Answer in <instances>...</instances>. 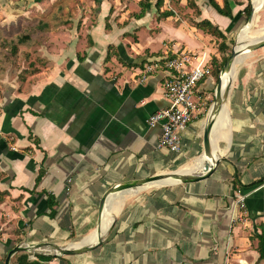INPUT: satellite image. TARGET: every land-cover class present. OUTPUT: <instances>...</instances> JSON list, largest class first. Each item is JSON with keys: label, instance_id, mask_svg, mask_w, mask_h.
<instances>
[{"label": "crops", "instance_id": "0c3cea01", "mask_svg": "<svg viewBox=\"0 0 264 264\" xmlns=\"http://www.w3.org/2000/svg\"><path fill=\"white\" fill-rule=\"evenodd\" d=\"M139 1L92 0L99 19L86 28L87 48L71 45L63 49L65 58L52 56L45 80L29 84L28 91L1 80L0 264L18 244L82 243L110 214L100 244L89 252H16L9 264H264V47L237 56L221 103L225 114L210 135V174L196 182L173 179L123 192L107 204L117 195L109 193L116 186L158 175L201 174L176 171L204 156L202 136L215 102V80L198 82L197 110L181 133V150L171 152L157 147L160 128L147 124L168 104L167 73H150L143 82L141 73L180 50L218 55L216 40L196 23L208 21L227 39L240 24L246 0H227L232 20L207 0H192L195 13L187 0H165L160 13L172 12L165 18L152 1L136 17ZM216 2L223 6V0ZM120 7V24L108 27V13ZM127 8H136L134 17L127 16ZM254 21L255 16L251 26Z\"/></svg>", "mask_w": 264, "mask_h": 264}, {"label": "rangeland", "instance_id": "374dc122", "mask_svg": "<svg viewBox=\"0 0 264 264\" xmlns=\"http://www.w3.org/2000/svg\"><path fill=\"white\" fill-rule=\"evenodd\" d=\"M91 1L0 0V101L4 98L1 93L3 89L1 80H6V85L10 81L15 82L19 86V90L25 88L28 91L29 84L35 83L36 80H45L51 70L52 56L65 58L63 49L65 50L71 45L76 48L82 44L86 48L90 45L86 28H91L99 19L96 18L99 15V7L97 4L90 5ZM252 2L255 7H253ZM248 3L252 7V15L255 16V21L249 29V36L254 37V32L264 27V0H246L242 8ZM191 7L190 9L195 13L197 10ZM122 9L123 7L118 10L111 8L105 20L108 27L111 24H120L123 18L121 13H124ZM127 9L130 10L127 16L129 18L134 17L135 13L132 9L136 8ZM177 10L179 9L177 8ZM177 13L181 15L180 11ZM247 19L243 15L240 24L230 36L228 35L227 42L225 40L227 43H225L227 46L225 52L221 53L218 50L222 41L214 36L213 38L216 40L214 48L217 49L218 55L215 56L216 53L211 52L207 53L205 50L198 52H205L206 58L210 59V72L204 78L212 77L215 80V85L222 69L220 63L224 57L230 56L236 45L238 33L248 25ZM241 41L242 38L238 40V44ZM12 48H15V53H13ZM184 52L188 51L184 50ZM163 60L160 59V61ZM61 62L62 60L57 63ZM194 171L196 170L190 168L188 173Z\"/></svg>", "mask_w": 264, "mask_h": 264}, {"label": "built area", "instance_id": "2783aa9c", "mask_svg": "<svg viewBox=\"0 0 264 264\" xmlns=\"http://www.w3.org/2000/svg\"><path fill=\"white\" fill-rule=\"evenodd\" d=\"M210 64L205 52L190 53L180 50L173 57H166L163 61H154L145 66L141 73V82L150 73H167L164 88L168 104L147 119L150 127L160 128L157 143L159 149L165 148L171 152L181 150V133L192 120L200 99L196 92L197 84L209 74ZM240 200L242 198L238 197L239 202Z\"/></svg>", "mask_w": 264, "mask_h": 264}, {"label": "water", "instance_id": "95a60500", "mask_svg": "<svg viewBox=\"0 0 264 264\" xmlns=\"http://www.w3.org/2000/svg\"><path fill=\"white\" fill-rule=\"evenodd\" d=\"M252 14L249 16L247 24H249L251 26V17ZM247 25V26H249ZM237 42V40H236ZM235 42V43H236ZM264 47V41H259L256 42L252 45H250L246 51L251 52L254 50H257L259 48ZM242 53H244L243 51H237L235 48L232 49V52L230 54V56H228L225 60V63L222 66L221 72H225L226 70H229L231 68V64L233 62V60L235 59V57H237L238 55H241ZM228 90V86L224 87V90H222L221 88V81H220V76L218 77V82L216 84V88H215V92H214V99L215 102L212 105L210 112H209V116L207 118L204 130H203V136H202V143H203V155L207 158H209V162H207L204 165V172L201 173L200 175H185V176H179L177 174H167V175H158V176H153V177H149L143 180H138L135 182H130V183H126L120 186H116L114 187L109 193H114V192H118V193H123V191L125 190H133V191H137L139 189H141L142 187L149 185L151 183L157 182L159 180L162 179H176L182 183H191V182H196L199 180H202L204 178H206L211 170H212V164H211V146H210V135L212 133V130L214 129L215 126V117L217 116V110L221 107V103L223 102L226 92ZM216 165V160L213 161V165ZM108 193V194H109ZM108 194L103 197V199L100 201V207H99V212L101 215V210L103 209L102 207L104 206V202L106 201V198L108 196ZM97 242H95L94 245L88 246V247H58L52 244H39L36 246H27L25 244H20L18 246H15L13 249H11L4 261V264H9L10 261V257L16 253V252H30L34 255H44V254H49L51 256H65V255H74V254H79V253H85V252H89L91 251L93 248L97 247L101 240H102V235L100 233V228L98 227L97 229ZM104 235V234H103ZM41 249H48L47 251L43 252L40 251Z\"/></svg>", "mask_w": 264, "mask_h": 264}, {"label": "bare ground", "instance_id": "6f19581e", "mask_svg": "<svg viewBox=\"0 0 264 264\" xmlns=\"http://www.w3.org/2000/svg\"><path fill=\"white\" fill-rule=\"evenodd\" d=\"M253 19V15L251 17V20L252 21ZM249 25V24H248ZM255 36L254 37H250L249 36V30H241L238 35H237V42H236V45H235V49L237 51H240V52H244L242 53L241 55H238V57H241L243 54H245L246 52V49L251 45V44H254L256 42H254L255 40H257L258 38L261 39V38H264V30L262 31H256L254 32ZM242 38V41L241 43H239L238 45V40ZM264 41L261 40V42ZM236 64H237V57H235V59L233 60L232 64H231V68L229 70H226L225 72H222L220 74V81H221V88L222 90H224V87L227 86V85H230V81L231 79H233V75H234V72H235V67H236ZM223 111H224V107H220L218 110H217V116L215 117V126L216 124H218V120H220L222 118V115L223 114ZM221 125V124H220ZM219 125V126H220ZM216 130V129H215ZM215 134V133H214ZM215 137V136H214ZM216 142V141H215ZM209 158L205 157V156H202L200 158H197L194 163L189 166V167H185L183 169H180L178 170V173L179 174H199V173H203L204 172V165L209 162ZM192 168V169H195L196 171L194 172H191V173H188V170ZM177 172V171H176ZM175 172V173H176ZM171 182H176V180H171V179H165V180H160V181H157V182H154V183H151L149 185H146L148 187H154V186H160V185H163V184H166V183H171ZM124 193L126 194H130V193H133V190H125L123 191ZM120 195V193L117 192V195H112V197H109V199L107 200V204L110 206L114 201L115 199ZM114 196H115V199H114ZM117 196V197H116ZM116 203H117V200H116ZM120 203V202H119ZM111 215L110 214L108 216V218L104 221V224L100 227V233L101 235L104 234L110 223H111ZM97 230L93 233L90 234V236H88V238L86 240H84L82 243H76V244H70L71 247H80V246H83L84 244H92L93 242H97ZM84 243V244H83ZM93 243V244H94ZM68 244V243H67ZM80 244V245H79ZM92 244V245H93ZM69 247V246H68ZM48 250V249H47ZM43 251V250H41Z\"/></svg>", "mask_w": 264, "mask_h": 264}, {"label": "trees", "instance_id": "16d2710c", "mask_svg": "<svg viewBox=\"0 0 264 264\" xmlns=\"http://www.w3.org/2000/svg\"><path fill=\"white\" fill-rule=\"evenodd\" d=\"M95 3H98L99 0H93ZM152 1H154L153 7L156 9V11L159 13V17L165 18V17H169L172 15V12L169 11H165V12H161L160 13V8L163 6V3L165 0H140L138 2V6L140 8V12L138 14H136V17H141L147 10H149L152 6ZM187 3L189 5V7H191L192 4V0H187ZM207 3L210 7H212L219 15L227 17L229 19H233L232 13H231V7L229 6V3L227 0H223V6L220 7L216 0H207ZM243 15H245L246 18H248L251 14V7L250 4L248 3L245 8L242 10ZM196 27L201 29V30H206L208 34H210L211 36L217 37L219 38L222 42L219 44V48L218 50L223 53L225 52L227 46L225 44V36L218 30L217 27L211 25L208 21H201L199 23H196ZM13 53L16 52L15 48H12ZM108 58V56H107ZM226 58L224 57L220 63V67L223 66V64L225 63ZM40 179V174L37 176L36 181H38ZM48 204L49 207L52 208L53 206V200L48 197ZM51 215L53 214L52 210H51ZM262 240L264 241V236L262 237ZM264 252V250L262 251ZM40 258H49V257H43V256H39Z\"/></svg>", "mask_w": 264, "mask_h": 264}]
</instances>
